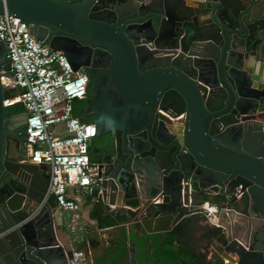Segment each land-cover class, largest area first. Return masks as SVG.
<instances>
[{
	"label": "water",
	"instance_id": "water-1",
	"mask_svg": "<svg viewBox=\"0 0 264 264\" xmlns=\"http://www.w3.org/2000/svg\"><path fill=\"white\" fill-rule=\"evenodd\" d=\"M5 12L75 71L99 67L94 90L112 92L99 114L111 120H92L97 203L106 211L134 207L146 232L169 230L184 210L182 180L192 178L222 189L228 205L243 197L239 188L250 218L264 220V119L256 116L264 112V0H0ZM10 68L0 39V264H69L75 247L54 228L47 166L28 160L7 128L12 90L1 77ZM253 238H221L236 255L231 264H264V226ZM128 243L127 263L141 264Z\"/></svg>",
	"mask_w": 264,
	"mask_h": 264
},
{
	"label": "built area",
	"instance_id": "built-area-1",
	"mask_svg": "<svg viewBox=\"0 0 264 264\" xmlns=\"http://www.w3.org/2000/svg\"><path fill=\"white\" fill-rule=\"evenodd\" d=\"M0 39L6 43L11 63L8 73L1 77L3 87L12 90L3 105L23 104L27 114L24 156L47 166V195L53 194L56 207L67 214L66 226L74 244L80 241L85 226L80 216L79 197L91 195L98 181L97 164L91 161L89 153L98 128L93 121L74 114V103L87 94V70L81 67L75 71L62 51L38 41L30 24L19 16L0 13ZM197 191L222 193L218 187H203L192 178H183L182 204L190 213L198 210L194 208ZM238 191L239 188L234 195L240 198L243 192ZM161 192L156 193L154 202L162 200ZM231 210L230 205H223L220 216H229ZM210 220L218 227H226L219 217ZM69 264H93V258L87 250L74 248Z\"/></svg>",
	"mask_w": 264,
	"mask_h": 264
},
{
	"label": "crops",
	"instance_id": "crops-1",
	"mask_svg": "<svg viewBox=\"0 0 264 264\" xmlns=\"http://www.w3.org/2000/svg\"><path fill=\"white\" fill-rule=\"evenodd\" d=\"M189 3L193 4L192 2ZM258 115L264 119V112L257 113L256 116ZM94 144L100 145V142L96 141V137L90 143L91 150ZM40 170L43 179H45L44 176L48 173L47 168ZM99 191L100 189L96 186L91 195L79 197L80 216L85 226L80 241L74 243L76 249L82 248L90 252L97 264H128V258L125 257L127 255L125 244L130 239L137 243L138 258L141 264H231V259H236V255L226 251L221 238L230 237L231 232L241 224L249 226L250 236V232H255L256 228L264 223V220L250 218L246 195L230 205L233 210L230 211L229 216H220L219 211L228 200L218 202L222 195L205 194L197 191L194 196V208H198L197 212L185 214L188 210L184 209L171 229L148 233L141 223L133 222L134 207H130L128 213L106 211L101 203H97ZM197 196L201 197L200 202H196ZM127 203L134 206L138 200H128ZM114 207L115 205H109L110 209ZM208 216L210 217L208 218ZM217 217L225 223L228 228V235L222 236V233H216L217 225L210 219ZM66 221L67 214L56 207L54 209V228L58 238L69 245L70 233ZM204 222L208 223V228L199 227V225H205ZM195 224L197 228H194ZM169 236L173 237L176 244L174 250L179 252L176 257L167 254V238ZM190 236L194 238L200 236L202 243L188 242ZM191 239L193 240V238ZM244 239H248V237L244 235Z\"/></svg>",
	"mask_w": 264,
	"mask_h": 264
},
{
	"label": "flooded vegetation",
	"instance_id": "flooded-vegetation-1",
	"mask_svg": "<svg viewBox=\"0 0 264 264\" xmlns=\"http://www.w3.org/2000/svg\"><path fill=\"white\" fill-rule=\"evenodd\" d=\"M88 76H89V83L87 88V94L86 97L82 101H78L75 105L76 110L80 111L83 116H89L92 117V120H94L96 117H99L100 115V109L106 104L107 107L111 103L114 102V98H112V92L108 91L107 95L102 94L103 92H97L94 90V80L99 76V67L94 66L93 64L86 67ZM109 90V89H108ZM96 96H99L98 98ZM106 96V97H105ZM106 100V103L103 101ZM109 110V109H108ZM107 110V111H108ZM99 112V113H98ZM23 112L18 113H11L9 109H7V128H10L12 130H15L19 133V143L22 146V143L24 142V125L26 116L22 114ZM101 117V116H100ZM106 123H108L111 120L110 115H107L105 117H101ZM104 122V123H105ZM100 139L96 138V141H99ZM245 195V194H244ZM243 196V195H242ZM254 226V225H253ZM264 226V223L259 225L256 228L257 230L262 229ZM249 226L247 224H241L238 227V231L240 233L238 234V231L235 229L232 231V235H234L236 240H242L245 243H253L254 242V234L255 232H250L249 236ZM241 229V230H240ZM244 235L248 237V239H244ZM231 239V236L229 237Z\"/></svg>",
	"mask_w": 264,
	"mask_h": 264
},
{
	"label": "trees",
	"instance_id": "trees-1",
	"mask_svg": "<svg viewBox=\"0 0 264 264\" xmlns=\"http://www.w3.org/2000/svg\"><path fill=\"white\" fill-rule=\"evenodd\" d=\"M80 101H82V100H80ZM77 102L78 101H76L74 103V114L77 116H81L83 120L92 121V117L83 116L80 111L76 110L75 105ZM7 108L10 110L11 113H18V112H24L25 111V108H24L22 103H16V104L9 106ZM89 153H90V159H91V161H93V158H94L93 154L94 153L92 152L90 147H89ZM186 213H190V212L188 211V212H185V214ZM215 230H216V233L219 234V233H221L222 228L217 226ZM167 244H168V247L166 248L167 254H169L171 256L173 255L175 257L178 256L179 252L174 250V246H176V244L174 243L172 236H169V238H167Z\"/></svg>",
	"mask_w": 264,
	"mask_h": 264
},
{
	"label": "rangeland",
	"instance_id": "rangeland-1",
	"mask_svg": "<svg viewBox=\"0 0 264 264\" xmlns=\"http://www.w3.org/2000/svg\"><path fill=\"white\" fill-rule=\"evenodd\" d=\"M208 196H210V195H208ZM200 200H201V197L200 196H197L196 197V202H200ZM225 201V199L223 198V197H220L219 198V200H218V202H224ZM221 204V203H220ZM201 215V214H200ZM202 216V215H201ZM203 218H205L204 216H202ZM204 221V220H203ZM205 223V225H199V227H206V228H208V226H207V222H204ZM194 228H197V226H196V224L194 225ZM222 228V230H221V233H222V236L223 235H228V228L227 227H221ZM236 230L238 231V228H236ZM241 230V229H240ZM207 232H208V229H207ZM240 233V231H238V234ZM202 236H203V234H202ZM191 238H193V240L191 239ZM191 239V240H190ZM189 241L188 242H190V243H199V244H201L202 243V240H201V238H200V236H197V237H192V236H190V238L188 239ZM207 240V239H206Z\"/></svg>",
	"mask_w": 264,
	"mask_h": 264
}]
</instances>
